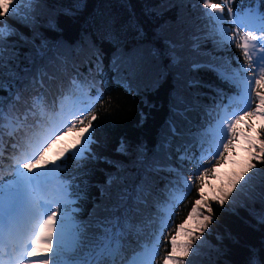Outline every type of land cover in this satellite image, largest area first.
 <instances>
[{"label":"snow or ice","instance_id":"6c2138e0","mask_svg":"<svg viewBox=\"0 0 264 264\" xmlns=\"http://www.w3.org/2000/svg\"><path fill=\"white\" fill-rule=\"evenodd\" d=\"M35 3L36 0H0V92L6 93V95H0V136L3 135L2 129L5 120H9L12 125V132L9 133L12 136L27 119L26 115H13L15 112L13 101L19 100V90L16 89V84L21 79L17 71L20 66V53L14 44L8 45L6 48V40L18 35L25 44L31 42L33 47L37 48L36 55L41 58L49 50L43 39L39 47L34 42L37 28L36 16L31 11V6ZM231 3L232 0H222V4L214 3L213 0H200L203 18L210 21L214 27L212 32L191 37V50L198 56L207 57V59H193L189 71L193 73L213 72L218 79L237 84L241 96H247L249 104L252 103L253 94L258 102L255 108L250 111L244 109L242 114L233 113L235 118L226 125L224 121L228 117L224 116L221 119L220 128L224 132L223 140L226 142L222 144V152L211 153L214 157H223L224 153L233 147V141L237 138L236 126L245 118L259 119L260 128L264 131V0H258V2L257 0H248L247 7L241 0V4L235 9L230 6ZM23 4L29 6V11L25 15H21V5ZM80 7L81 5L77 3L75 10L78 11ZM225 9L228 13L227 21L223 15ZM66 14L71 15L72 13L67 12ZM146 14L151 13L146 10ZM5 16L17 20L24 27L31 28L33 40L29 41L28 37L7 25L6 21L2 19ZM226 22L234 25L231 34L228 29L223 27ZM213 36L218 39H213ZM82 39L85 43L89 40L87 36ZM113 39L118 38L113 35ZM209 39L212 40L214 51H222L225 48L228 50L238 49L243 61L247 62V66L245 67V63L239 57H233L238 68L233 69L231 75L227 74L217 63L222 59L221 57L213 55L211 51L201 50L202 43ZM87 46L91 55L96 57L97 73L103 74V61L100 59L98 50L90 43H87ZM76 47L79 48L80 45ZM182 48V44L170 40L165 41L163 55L170 59L169 67L179 68L182 65L186 59L180 54ZM40 49H45V51ZM257 52L260 54L253 60V55ZM152 55L158 57L161 53L153 49ZM86 58H88L87 54ZM25 59L31 62L29 54H25ZM228 62L230 63V61ZM66 63L67 61L58 55L53 67L55 71H59L60 66L66 65ZM109 71L116 74L115 79L118 84L128 86V90L131 91V87L127 85V79L143 72V62L142 60H133L125 64L120 58L114 56L110 60ZM241 72L245 74L242 79ZM122 73H127L128 76H122ZM41 75H45V73ZM76 75L77 77L81 76L78 71ZM249 76L252 78L249 79ZM49 79L56 80L55 73ZM174 80L175 83L168 101L170 115L160 130L153 149L154 155L151 158L148 157L146 144L140 143L136 146L137 155L133 161V167H137L138 170L142 169L143 179L130 189L124 185L123 178L109 174L105 185L99 186L101 203L93 204L87 221L76 218L81 211L77 206L78 201L84 199L80 194L82 191L80 185L75 186L77 189L75 198H72L73 193L70 191L71 185L68 182L58 181L55 188L52 185L53 178H58L59 170L65 166L67 161L98 159L93 152V145L98 143L97 133L102 130V127L101 123H95L98 116L93 109L95 102L103 99V93L99 89L94 100L88 102L78 100L66 113L61 108L63 115L60 125L48 130L41 139L30 145L28 151L22 152L19 158L13 160L9 155V160L12 161L9 170L10 179L5 181L3 177H0V264H123L122 249L126 247V238L134 231H138L133 224L136 219L135 213L139 212V206L144 204L151 195L152 181L149 180L148 174L160 176V179L163 180L166 177L161 173L172 174L176 171L172 167V157L167 153V149L171 146L172 137L178 135L176 119L187 120V113L193 109L192 101L189 100L186 93L190 89L200 88L218 91L211 84L204 83L198 76H189L185 80L177 72ZM75 82L74 78L72 83ZM161 83L160 77H157L152 81L150 87L158 89ZM67 87L58 85L53 93L52 107H55L56 98L62 97L67 91ZM199 95L201 93L198 91L191 93L193 100ZM47 107L49 104L44 103V108ZM28 111H31V106ZM9 117L11 118L9 119ZM248 128L251 129L252 125L249 124ZM73 131L79 133L73 147L65 148L55 160H49L47 154L53 145H56L66 132ZM244 138L247 141L249 160L242 171L229 181L228 186L221 188L218 194L213 192L211 196H208L202 191V186L204 177L209 175L210 171L208 169L197 170L194 175L200 184L197 189L200 198L195 200L188 216L176 227L175 234L168 231L175 210H173V217L162 219L151 247L145 246L144 251L133 261V264H154V257L160 242L170 243V250L166 252L163 264H185V259L190 254H193V260L188 261L187 264H195V257L200 248L197 247L196 252L193 253V244L202 239L203 233L213 222L212 202L223 206L233 189L244 179L245 174L256 167L253 160L264 163V139L251 136ZM16 147V143L13 142L11 148L15 150ZM117 151L127 154L128 146L122 141ZM161 153H163L162 157ZM178 159L183 162L186 156L180 155ZM105 162L112 164L111 161ZM219 163L220 160H217V164ZM114 166L118 172L121 171L120 165ZM214 170V168L211 169V171ZM114 185L117 188L115 202L109 204L107 201L113 199L110 190ZM122 185L123 187H121ZM191 188V177H184L182 179L184 195L174 198L173 203L176 205L182 203L183 199L191 193ZM261 197L264 202V193H261ZM130 201L133 206L129 205ZM250 214L258 223L264 225V212L260 214L251 212ZM193 221L194 227H189V222ZM197 232L200 235H196ZM162 237L167 238L161 241ZM4 249L7 251L5 252ZM5 256H7V260L4 259ZM249 264H260L255 252H253Z\"/></svg>","mask_w":264,"mask_h":264},{"label":"trees","instance_id":"16d2710c","mask_svg":"<svg viewBox=\"0 0 264 264\" xmlns=\"http://www.w3.org/2000/svg\"><path fill=\"white\" fill-rule=\"evenodd\" d=\"M213 2L218 3V0ZM77 3L81 5L78 11L75 10ZM201 9L200 0H36V3L31 6V11L36 16L37 28L34 42L39 47L42 39L46 41L49 49L46 55L43 58L37 56V48L33 47L31 42L25 44L18 35L6 40V48L14 44L20 53V66L17 71L21 79L16 84L19 100L13 101L15 104L13 115H26V122L35 124V127L23 129L17 146L24 143L28 133L33 135L35 128L41 127L33 105L35 93L44 91L38 82V71L45 73L44 79L50 82L53 93L58 85L72 84L80 66H85L87 72L98 81L100 74L96 71V57L91 55L87 43L98 50L104 68L113 76L116 74L109 71V63L114 56L120 58L125 64L133 60H142L143 67L147 68L142 73L127 79V85L131 87V91L128 90V86L116 82L96 110L98 120L95 123H101L102 130L97 133L98 143L93 145V152L98 159H89L87 163L89 170L86 172L85 180L89 185V194L84 221L88 220L93 204L101 203L99 186L105 185L109 174L123 178L124 185L130 189L143 179L142 169L133 167V161L137 155L136 146L144 143L147 145L148 157L151 158L154 155L153 149L160 130L170 115L169 94L175 83L174 76L177 72L185 80L189 76H198L204 83L211 84L218 91L200 88L190 89L186 93L192 101L193 109L187 113V120L176 119L179 133L172 137L171 146L167 149V153L172 157L171 163L176 165L174 168L176 171L172 174L161 173L166 177L163 180L160 176L148 174L150 181L154 179L151 195L148 197L149 206L140 205V211L135 213L136 220L141 226L156 225L162 219L163 209H172L169 203V201L173 203L171 195L175 191L182 190L184 177H191L192 188L195 186L194 192L188 194L186 208L189 212L195 200L199 199L196 194L199 188L198 181L188 169L191 166L188 162L189 157L186 156L183 162L178 157L196 149L199 143L211 140V122L223 107L225 97L233 95L234 84L218 79L210 71L190 72L191 61L186 66L171 68L169 67L170 59L163 53L166 40L182 44L181 52H183L191 48L192 36L203 35L201 32L205 27L213 26L210 21L203 18ZM146 10L151 14H146ZM28 11L27 4L21 5V15L27 14ZM67 12L72 14H66ZM223 15L225 17V12ZM2 19L18 33L28 37L29 41L33 40L31 28L24 27L9 16ZM223 27L229 30L227 23H224ZM229 34H231L230 31ZM113 35L118 39H113ZM84 36L89 38L87 43L82 39ZM77 45L80 47L77 48ZM153 49L158 50L161 55L154 57ZM40 50L45 51V49ZM201 50L211 51L213 55L221 57L222 59L217 63L229 75L232 74L233 69L238 68L233 57H239L244 62L235 48L214 51L211 39L202 43ZM25 54L31 56V62L25 59ZM58 55L67 63L61 65L59 71H55L53 64ZM188 56L186 55V58ZM203 59L207 57L198 56L197 58V60ZM244 63L246 67L247 64ZM151 69L154 70L151 71ZM46 70L50 72L51 77L55 73L56 80H50ZM121 75L128 76L127 73ZM244 75L243 72L240 73L241 78ZM157 77H160L162 81L160 87L151 88L150 84ZM195 91L201 95L193 100L191 93ZM53 93H47V95L51 96ZM0 95H6V93L0 92ZM51 101L46 102L49 107ZM30 106L31 111H28ZM254 125L260 126L258 120ZM122 141L128 146L127 154L117 151ZM162 156L163 153H161ZM105 161H111L112 164ZM117 164L121 168L119 172L114 166ZM116 190L114 185L110 190L113 199L108 200L107 203L115 202ZM129 205L133 206L131 201ZM164 206L167 207L164 208ZM212 209L213 222L203 233L202 239L193 244V253L196 252L197 247L200 248L195 257V264H249L253 252L260 264H264V225L258 223L250 214L252 211L246 205L229 207L225 203L220 206L216 202H212ZM186 216L183 211L177 220H184ZM192 225L194 227V224ZM196 235L200 233L197 232ZM139 236L143 237V234ZM190 260H193V254L187 257L186 264Z\"/></svg>","mask_w":264,"mask_h":264},{"label":"rangeland","instance_id":"374dc122","mask_svg":"<svg viewBox=\"0 0 264 264\" xmlns=\"http://www.w3.org/2000/svg\"><path fill=\"white\" fill-rule=\"evenodd\" d=\"M213 27L206 28L202 30V34L205 35L213 31ZM213 39H218V37L213 36ZM184 57L189 55L184 62L183 66L189 64L193 59L197 60L198 55L188 48L186 51L180 53ZM191 63V62H190ZM143 70H147L143 67ZM154 69H151L153 71ZM242 79V78H241ZM259 119L252 118L251 122L248 118L243 120V127L241 129V134L238 143L235 144L234 149L229 151L228 157H232L234 161L230 158L223 161V164H219L218 173L221 177L213 176L210 177L211 190H208V196H211L213 192L219 193L221 188H225L229 185V181L234 179L236 174H239L242 169L246 166L249 160V151L247 150V141L245 136H251L258 139H264V131L261 130L260 126L256 127L254 123ZM251 124L252 128L249 129L248 125ZM259 149L257 148V151ZM256 167L251 171L247 172L244 179L237 184V187L233 189L232 194L225 201V205L229 207H236L239 205H246L252 212L260 214L264 212V202H262L261 193H264V163L257 162L253 160ZM251 178V179H249ZM167 206H164L166 208Z\"/></svg>","mask_w":264,"mask_h":264},{"label":"bare ground","instance_id":"6f19581e","mask_svg":"<svg viewBox=\"0 0 264 264\" xmlns=\"http://www.w3.org/2000/svg\"><path fill=\"white\" fill-rule=\"evenodd\" d=\"M85 69V66H82ZM152 181H154V179H152ZM153 184V183H152Z\"/></svg>","mask_w":264,"mask_h":264}]
</instances>
